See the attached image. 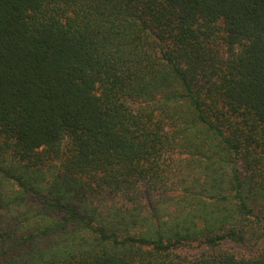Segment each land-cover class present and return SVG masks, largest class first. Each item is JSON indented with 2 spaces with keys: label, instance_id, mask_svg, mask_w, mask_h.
Listing matches in <instances>:
<instances>
[{
  "label": "trees",
  "instance_id": "obj_1",
  "mask_svg": "<svg viewBox=\"0 0 264 264\" xmlns=\"http://www.w3.org/2000/svg\"><path fill=\"white\" fill-rule=\"evenodd\" d=\"M0 264H264V0H0Z\"/></svg>",
  "mask_w": 264,
  "mask_h": 264
}]
</instances>
